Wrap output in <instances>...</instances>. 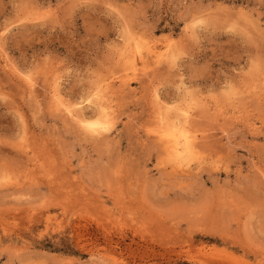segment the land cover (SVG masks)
I'll list each match as a JSON object with an SVG mask.
<instances>
[{
	"label": "rangeland",
	"instance_id": "1",
	"mask_svg": "<svg viewBox=\"0 0 264 264\" xmlns=\"http://www.w3.org/2000/svg\"><path fill=\"white\" fill-rule=\"evenodd\" d=\"M0 264H264V0H0Z\"/></svg>",
	"mask_w": 264,
	"mask_h": 264
},
{
	"label": "bare ground",
	"instance_id": "2",
	"mask_svg": "<svg viewBox=\"0 0 264 264\" xmlns=\"http://www.w3.org/2000/svg\"><path fill=\"white\" fill-rule=\"evenodd\" d=\"M148 48L150 49V52L149 53H151L152 55L158 56V51L156 50L155 45L154 46L152 45V46H150ZM135 52H136V50H135ZM129 62H133V61L130 60ZM57 101H59V100H57ZM59 102H61V101H59ZM60 104L61 103H59V106H62ZM96 104L98 105V110L94 114V117H91L90 116L88 118H84L83 120H81L83 123H85V125L87 126V128L89 130H91V131H100V130L104 129L105 121L108 119V116H109V108H110V105H109V101L106 99L105 94H102L101 93L100 95H97V102H96ZM67 106H68V104H67ZM67 106H66V109L64 107V110L68 114V111L71 113L70 110L72 108L70 107V109H68ZM163 106H164V104H163ZM96 108H97V106H96ZM176 111L177 112L174 113L175 115L172 116L173 118H171L169 121L168 120L167 121H163L162 120L158 124L157 128H155L156 129L155 132H156L157 137L164 144V147H165L166 150L170 151L171 153H173L175 155H179L180 152L186 153L187 151H189L193 147L194 140H196L195 138H197V137H195V135H193L192 133L190 134L189 131H191V130L187 129L186 126H185V124H184V123H186V121L188 119L189 109L188 108L187 109H183L182 108L181 110L180 109H177ZM165 118H166V116H165ZM191 132H194V131H191Z\"/></svg>",
	"mask_w": 264,
	"mask_h": 264
}]
</instances>
